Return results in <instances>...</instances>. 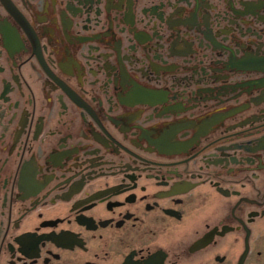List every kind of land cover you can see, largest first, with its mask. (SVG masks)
<instances>
[{
	"label": "flooded vegetation",
	"instance_id": "af4514ba",
	"mask_svg": "<svg viewBox=\"0 0 264 264\" xmlns=\"http://www.w3.org/2000/svg\"><path fill=\"white\" fill-rule=\"evenodd\" d=\"M0 264H264V0H0Z\"/></svg>",
	"mask_w": 264,
	"mask_h": 264
}]
</instances>
